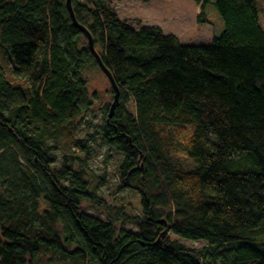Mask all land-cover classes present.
Here are the masks:
<instances>
[{
  "label": "trees",
  "instance_id": "16d2710c",
  "mask_svg": "<svg viewBox=\"0 0 264 264\" xmlns=\"http://www.w3.org/2000/svg\"><path fill=\"white\" fill-rule=\"evenodd\" d=\"M122 1L72 5L121 90L100 134L124 156L121 189L140 195L138 217L92 188V149L71 130L91 108L86 73L100 67L67 0H0V57L14 77L0 64V264H264L259 0H194L199 23L210 4L224 20L210 46L122 19ZM244 156L253 166L231 170Z\"/></svg>",
  "mask_w": 264,
  "mask_h": 264
},
{
  "label": "rangeland",
  "instance_id": "374dc122",
  "mask_svg": "<svg viewBox=\"0 0 264 264\" xmlns=\"http://www.w3.org/2000/svg\"><path fill=\"white\" fill-rule=\"evenodd\" d=\"M115 7L122 19H140L149 26H159L166 34H174L179 37L184 45L210 46L214 38L221 36L225 30L224 20L214 4L208 5L205 15L206 23L203 24L198 22L200 8L194 0H152L149 4L126 0L116 2ZM258 8L261 25L264 28V0H259ZM0 64L8 77L13 80L12 64L4 61L2 57H0ZM86 77L92 103L91 108L75 120L71 130L76 138L88 141V145L92 149L93 154L89 160L90 179L94 181L92 188L97 189L98 195L110 207L124 208V214L138 217L142 214L140 195L131 189H121V166L124 156L116 148L103 145L100 134L101 127L107 124L110 108L114 102L112 85L100 68L91 67L87 71ZM128 106L129 110H133L131 101L128 102ZM49 143L52 145L54 142L50 141ZM65 145L68 147L62 138L59 147L63 148ZM54 155L58 162L52 166V169H59L63 164L65 154L60 150ZM229 166L231 170L239 171L244 167H252L253 163L247 156H244L240 161L229 164ZM98 178H104L105 182L99 181ZM85 209L90 215L106 219L104 209L97 211L89 203L85 204ZM125 229L138 233L133 225H129ZM180 243L195 251H201L208 247L206 242L200 241L180 239Z\"/></svg>",
  "mask_w": 264,
  "mask_h": 264
},
{
  "label": "water",
  "instance_id": "95a60500",
  "mask_svg": "<svg viewBox=\"0 0 264 264\" xmlns=\"http://www.w3.org/2000/svg\"><path fill=\"white\" fill-rule=\"evenodd\" d=\"M67 7H68V10L70 12V15H71V18H72V21H73L75 27H77L82 33L85 34V36L88 40V45H89V48H90L92 54L97 59V62L99 64L100 69L108 77V79L112 85V89L114 92V102L111 106L110 114H109V119H111L114 117L116 109L120 106L121 90H120V88L116 82V79H115L113 73L106 67V65L104 64V62L100 56V54L97 52L96 47H95V41H94L92 34L89 32V30L87 28H85L83 25L79 24V22L77 21L75 13H74L73 5H72V0H67ZM158 243H159V241L157 242V244Z\"/></svg>",
  "mask_w": 264,
  "mask_h": 264
},
{
  "label": "crops",
  "instance_id": "0c3cea01",
  "mask_svg": "<svg viewBox=\"0 0 264 264\" xmlns=\"http://www.w3.org/2000/svg\"><path fill=\"white\" fill-rule=\"evenodd\" d=\"M122 2H124V1H122ZM130 19V18H129ZM146 24V23H145ZM147 25V24H146ZM149 26V25H148Z\"/></svg>",
  "mask_w": 264,
  "mask_h": 264
}]
</instances>
